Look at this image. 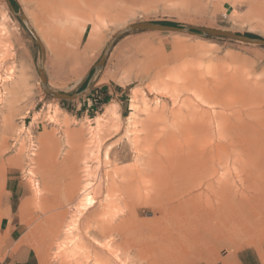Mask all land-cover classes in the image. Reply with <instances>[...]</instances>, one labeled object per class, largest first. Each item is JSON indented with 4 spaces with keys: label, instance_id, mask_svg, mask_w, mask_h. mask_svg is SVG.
I'll list each match as a JSON object with an SVG mask.
<instances>
[{
    "label": "rangeland",
    "instance_id": "obj_1",
    "mask_svg": "<svg viewBox=\"0 0 264 264\" xmlns=\"http://www.w3.org/2000/svg\"><path fill=\"white\" fill-rule=\"evenodd\" d=\"M15 2L14 8L26 14L45 47L50 88L81 91V96L93 82H101L112 90L105 105L89 112L77 109L80 96L59 99L47 94L39 75L40 46L8 1L0 0V211L9 213L11 207L16 245L28 247L36 264L42 253L40 264H61L65 229L53 214L67 212V222L71 214L81 217L74 208L77 196L53 212L50 203L42 237L32 232L40 168L55 152L58 167L75 165L83 184L92 183L96 204L117 198L107 196L103 188L122 180L119 168L128 176L145 178L136 189L138 201L130 189L128 205L114 203L108 214L115 217L122 209L130 223L137 216L138 246L129 241L102 254L106 263L92 254L82 264H238L239 255L264 264V47L225 37L135 31L115 43L105 65L94 73L112 36L140 21L264 37V0ZM92 31L101 44L97 51L87 46ZM200 86L208 90L206 97L196 91ZM11 98L21 106L12 125L6 122ZM194 108L205 117L189 116ZM188 121L201 124L214 137L205 144L213 158L204 160L205 170L196 184L192 180L198 172H186L192 169L186 160L193 157L186 147L181 150L184 137L174 136ZM149 151L160 152L158 160L169 155L171 161H163L168 164L163 166L149 160ZM67 157L72 160L65 162ZM148 163L162 168L153 172L155 181ZM63 177L61 173L62 182ZM13 185L16 192L9 195L7 189ZM89 207L84 202L82 209ZM231 226L237 232L235 248H208L200 242L199 237L209 238L217 228ZM3 233L0 227V263L13 241ZM84 251L72 255L82 261Z\"/></svg>",
    "mask_w": 264,
    "mask_h": 264
},
{
    "label": "bare ground",
    "instance_id": "obj_2",
    "mask_svg": "<svg viewBox=\"0 0 264 264\" xmlns=\"http://www.w3.org/2000/svg\"><path fill=\"white\" fill-rule=\"evenodd\" d=\"M196 91L198 93H201L205 97L208 94V90L203 86H200L198 89H196ZM216 101L217 103L219 102L218 99ZM16 102V99L11 98L8 103V115L6 122H8L10 125H12V121L16 113L21 109V106H19ZM198 111L199 110L194 108V110L191 111L188 115L198 116L194 119L204 118L205 115H198L196 113ZM186 123L187 124H180L179 128L177 129L178 132L174 136L178 135L180 136V138L184 137L183 139H181V150H184L183 148L186 147L185 151L187 152V155L191 154V156L193 157L188 161L186 160V162L189 164V167H192V169H188L186 172H198V178H193L192 180V183L196 184L201 180L199 176H201V174L205 170H201L204 160L213 158V154L206 151L205 144H208V142L210 140H213L214 137L213 134H211V132H208L205 127H201V124L199 126H196L194 121H188ZM162 150L164 152L163 148ZM160 152L162 151L160 150ZM160 152L149 151V160L153 158L154 161L162 163L163 166H167L168 164L163 161H171V157L167 155L165 158H163V160L161 158L158 160V157H160L161 155ZM70 160H72L71 157H67L65 162H68ZM57 162H59L57 159V155L55 152H53L49 155L47 165H41V168L44 169V175L43 173L41 174L42 183L40 191L43 195L47 196L49 200H51L49 201L51 203V207H53L50 208L51 212H53L55 208L57 209L58 207H64L68 204L70 205V203H72V199L77 196L79 201L76 204L77 206H75L74 208L75 212L81 216L78 219H74L76 214H71V221L67 222V218L69 217V214L67 212H61L59 215L53 214L54 216L51 214L53 217L61 218L60 224L65 229L64 238L62 241V244L65 246V255L62 258L61 264H82L83 262L86 263L88 262V259L92 254L97 257L96 259H98V261H105L106 263V259L102 258V254L106 255L107 252H112L114 246L120 249L129 241H131V244L133 246H138L137 236H134L139 232V221L137 219V216H135V219L132 221V223H130L124 214L125 211H123L122 209H119L118 215L115 217H109L108 214L110 212V207L114 203L122 204L125 207L128 205V200L131 196L130 189L133 190L132 199L138 201L139 196L136 194V189L139 190L140 182H143L145 180L144 176L142 179L133 175L128 176L124 172H121V168H119V171H117V175L119 177L122 176V180L118 181V183L116 184L114 183V181L110 182V184L103 188L104 192L107 193V196L114 195L117 198L112 203L106 201L108 199H105L104 202L96 204L95 201L92 202L93 200H95L92 194V183L86 182L85 184H83L82 176L76 172L75 165L69 168L66 167L65 170L61 166L58 167L56 165ZM150 164L151 163H148L147 165L151 167V176L153 172L156 173L158 168L162 169L161 167H158V164L156 163L151 166ZM179 165H181L180 162ZM212 166L214 171L216 167L214 164ZM172 168H176V166L174 167L172 165ZM61 173L65 175V177H63L64 182H62V179L60 178ZM106 176H108V174ZM152 177H154L153 179L155 181V176ZM107 196H105V198ZM84 202L90 204V207L85 210L82 209V206H84ZM235 231L236 229L234 226H231L229 230H224L222 228L219 231L220 233H218L217 229L216 232H214L216 233L214 236L217 237L227 233H234ZM134 239L137 241V243L136 241H134ZM72 245L74 247L73 250H71ZM78 249L85 250L82 261L80 259V256L78 258L72 255L76 251H79ZM71 256L75 257L74 261L68 259Z\"/></svg>",
    "mask_w": 264,
    "mask_h": 264
},
{
    "label": "crops",
    "instance_id": "obj_3",
    "mask_svg": "<svg viewBox=\"0 0 264 264\" xmlns=\"http://www.w3.org/2000/svg\"><path fill=\"white\" fill-rule=\"evenodd\" d=\"M86 28H87V24L83 26L82 32H84ZM97 37L98 35L96 31H92L89 37L90 39L87 44L88 48L94 49L96 51L100 49L101 44L100 41H98ZM109 94H112V90L108 88L107 84H103L101 82H96V83L93 82L90 88L86 90V92L83 95L80 96V99L78 101L79 105H77V109L81 108L84 112L96 111L95 109L99 107L98 105L99 103H101L100 107H102L103 105H105V103H107L108 101L107 95L109 96ZM43 171L44 169L40 168L41 174L43 173ZM7 192L9 193V195L14 194L16 192L15 185H13L12 187L11 186L8 187ZM34 199H35V203L37 204V213L33 215L35 226L34 229H32V232L36 233L37 236L42 237L43 231L41 229L42 228L41 225L43 222H46L48 220V205L50 204V202L47 196L43 195L42 192H40V197H38V195L34 191ZM1 201H2V196L0 195V203ZM0 215L2 216L0 227L4 231L3 236L9 239L10 242L11 240L14 241V243L12 241V244L8 248L9 251L7 257H5V259L0 264H36L31 258V251L28 249V247H26L24 244H20L18 246L16 245L17 239H15V234L17 232V226L16 224H14L16 219L11 213V207L9 208V213L6 210L0 211ZM219 231L220 228L218 229V233H220ZM236 234L237 232L235 231L234 233L224 234L223 235L224 237L222 235L217 237L214 235L211 236L208 235L210 239L208 237H205L204 239L202 238V236L199 238L201 239L200 242L202 241L203 244L208 248L211 247L216 249L222 245L228 246L230 248H235L237 245L236 243L238 242L235 241ZM206 241H208V243ZM16 248L19 250L18 255ZM42 255L43 253L40 254L39 256V264L42 261ZM238 262H239L238 264H261V263H256L254 261L252 262L247 261L243 259L241 255L238 256Z\"/></svg>",
    "mask_w": 264,
    "mask_h": 264
},
{
    "label": "water",
    "instance_id": "obj_4",
    "mask_svg": "<svg viewBox=\"0 0 264 264\" xmlns=\"http://www.w3.org/2000/svg\"><path fill=\"white\" fill-rule=\"evenodd\" d=\"M11 9L14 11L15 15L21 20V22L24 24V26L28 29V31L32 34L34 39L37 41V43L40 46L41 51V64L39 67V75L41 79V85L45 92L52 97L59 98V99H74L80 96V92L76 93H65L53 90L48 86V79L45 71V47L41 42L40 37L32 27L28 17L22 10H16L11 2V0H7ZM172 31L176 33H185V34H196L203 37H225L230 39L239 40L246 43L256 44L264 47V37L262 36H254L250 34H243L238 32H233L230 30L225 29H219V28H213V27H201L196 25H176V24H166L162 22H156V21H140L136 23L129 24L125 26L124 28L117 31L112 38L107 43L102 56L97 61V63L94 65V73H96L100 68H102L106 60L108 58V55L115 45V43L122 38L123 36L135 32V31ZM90 86V83H88L87 87Z\"/></svg>",
    "mask_w": 264,
    "mask_h": 264
},
{
    "label": "trees",
    "instance_id": "obj_5",
    "mask_svg": "<svg viewBox=\"0 0 264 264\" xmlns=\"http://www.w3.org/2000/svg\"><path fill=\"white\" fill-rule=\"evenodd\" d=\"M12 3H16L15 2V0H12ZM162 23H166V24H174V23H171V22H162ZM250 35H254V36H256L255 34H251L250 33ZM91 73H92V71L89 73V75L86 77V79H85V81H84V83H83V85H82V88L83 87H85V85L87 84V82H88V78H89V76L91 75ZM108 98V97H107ZM105 100V99H104ZM98 105H101V103H99Z\"/></svg>",
    "mask_w": 264,
    "mask_h": 264
}]
</instances>
